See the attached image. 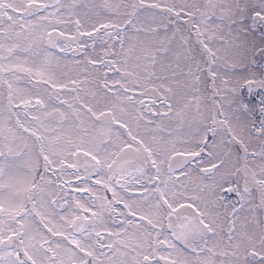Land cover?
Wrapping results in <instances>:
<instances>
[{"label":"snow or ice","instance_id":"1","mask_svg":"<svg viewBox=\"0 0 264 264\" xmlns=\"http://www.w3.org/2000/svg\"><path fill=\"white\" fill-rule=\"evenodd\" d=\"M0 264H264V0H0Z\"/></svg>","mask_w":264,"mask_h":264}]
</instances>
